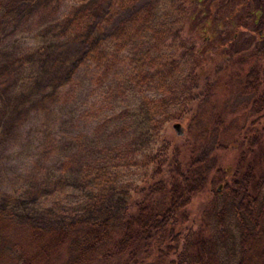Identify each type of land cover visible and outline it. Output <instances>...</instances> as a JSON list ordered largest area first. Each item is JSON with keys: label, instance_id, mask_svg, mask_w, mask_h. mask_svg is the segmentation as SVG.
Returning <instances> with one entry per match:
<instances>
[{"label": "rangeland", "instance_id": "rangeland-1", "mask_svg": "<svg viewBox=\"0 0 264 264\" xmlns=\"http://www.w3.org/2000/svg\"><path fill=\"white\" fill-rule=\"evenodd\" d=\"M247 1L4 0L13 11L0 17V215L21 231L99 209L121 220L152 159L183 136L184 116L236 113L246 99L209 95L193 73L202 51L215 58L203 73L218 76L244 73L253 53H264L258 25L249 31ZM191 13L195 21L210 16L208 31H228L234 41L222 48L203 25L186 26ZM226 51L249 62L232 66ZM210 225L223 264H235L232 222Z\"/></svg>", "mask_w": 264, "mask_h": 264}, {"label": "trees", "instance_id": "trees-1", "mask_svg": "<svg viewBox=\"0 0 264 264\" xmlns=\"http://www.w3.org/2000/svg\"><path fill=\"white\" fill-rule=\"evenodd\" d=\"M12 11L0 0V17ZM214 21H195L191 13L184 24L203 25L207 37L225 48L234 34L216 37L208 31ZM226 54L232 66L249 62ZM209 56L202 51L193 75L203 79L209 95L221 90L244 96L236 113L184 116L177 123L183 136L176 133L164 144L162 160L152 159L150 178L121 220L99 209L60 227L21 231L0 215V264H223L222 241L211 232L214 219L233 224L235 264H264V53H253L250 66L236 76L230 69L204 74L215 59Z\"/></svg>", "mask_w": 264, "mask_h": 264}, {"label": "flooded vegetation", "instance_id": "flooded-vegetation-1", "mask_svg": "<svg viewBox=\"0 0 264 264\" xmlns=\"http://www.w3.org/2000/svg\"><path fill=\"white\" fill-rule=\"evenodd\" d=\"M251 3V7L246 6V8L248 9V12H250V19L249 22L251 23L250 29L249 31L251 32L250 34H252L254 32V29L256 28V25H258L259 30L256 33L257 37L262 36V34H264V0H248ZM247 1V4H248ZM252 1H254L255 5L258 7L257 9H254ZM250 6V5H249ZM246 9V10H247ZM253 17H256L255 19Z\"/></svg>", "mask_w": 264, "mask_h": 264}]
</instances>
